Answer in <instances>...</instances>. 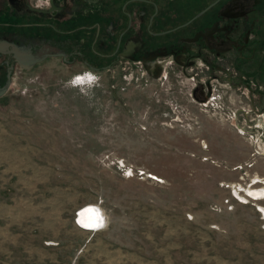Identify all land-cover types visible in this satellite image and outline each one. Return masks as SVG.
<instances>
[{
    "label": "rangeland",
    "instance_id": "374dc122",
    "mask_svg": "<svg viewBox=\"0 0 264 264\" xmlns=\"http://www.w3.org/2000/svg\"><path fill=\"white\" fill-rule=\"evenodd\" d=\"M178 60L12 71L0 195L18 207L19 264H264V201L244 195L264 187V90L241 83L235 50ZM86 73L97 79L72 83ZM88 205L95 231L75 223Z\"/></svg>",
    "mask_w": 264,
    "mask_h": 264
},
{
    "label": "flooded vegetation",
    "instance_id": "af4514ba",
    "mask_svg": "<svg viewBox=\"0 0 264 264\" xmlns=\"http://www.w3.org/2000/svg\"><path fill=\"white\" fill-rule=\"evenodd\" d=\"M195 1L164 9L157 0H0V40L25 46L40 63L55 58L92 71L120 59L152 65L162 55L208 65L232 49L243 64L236 68L241 83L263 91L264 0ZM169 17L175 20L164 27ZM233 32L235 42L228 38ZM131 43L133 59L121 57ZM15 68L22 69L12 55L0 54L1 86ZM217 69L229 74L228 84L236 79L234 70Z\"/></svg>",
    "mask_w": 264,
    "mask_h": 264
},
{
    "label": "crops",
    "instance_id": "0c3cea01",
    "mask_svg": "<svg viewBox=\"0 0 264 264\" xmlns=\"http://www.w3.org/2000/svg\"><path fill=\"white\" fill-rule=\"evenodd\" d=\"M17 212L18 207L4 204L0 195V264H19L20 261Z\"/></svg>",
    "mask_w": 264,
    "mask_h": 264
},
{
    "label": "water",
    "instance_id": "95a60500",
    "mask_svg": "<svg viewBox=\"0 0 264 264\" xmlns=\"http://www.w3.org/2000/svg\"><path fill=\"white\" fill-rule=\"evenodd\" d=\"M217 1H219V0H217ZM204 11H202L200 13V15ZM132 45L133 44L131 43L126 47V49L120 54L121 57L131 59V60L133 59V57L131 55ZM0 54L1 55H5V54L12 55L14 62L17 65H19L23 70H29L35 64H38L41 62V60L34 58L25 46H23V45L17 46L13 43L6 41V40H0ZM153 59L154 58H151L148 60L151 61ZM146 65H149V63L147 62ZM10 82H11V76H10V73H8L7 74V80H6L5 84L3 86L0 85V97H3L6 94V92L8 91V89L10 87Z\"/></svg>",
    "mask_w": 264,
    "mask_h": 264
},
{
    "label": "bare ground",
    "instance_id": "6f19581e",
    "mask_svg": "<svg viewBox=\"0 0 264 264\" xmlns=\"http://www.w3.org/2000/svg\"><path fill=\"white\" fill-rule=\"evenodd\" d=\"M202 145L204 147L205 143L202 144ZM262 181H263L262 184L264 186V179ZM257 182H261V181L257 180ZM244 195L248 199L253 200V201H264V187L260 188V189H248L246 191V194H244ZM260 210L264 214V209L261 208ZM97 213L99 214V217L102 220V216H101L100 210L97 207L91 206V205L83 207L82 209L79 210V212L76 215V221H75L76 225L78 227H80V228H82L84 230H88V231L97 230L100 226L99 227H95V228H85L80 223H78V221H81V220H83L85 223H91L94 220V218H95Z\"/></svg>",
    "mask_w": 264,
    "mask_h": 264
},
{
    "label": "clouds",
    "instance_id": "9594fccd",
    "mask_svg": "<svg viewBox=\"0 0 264 264\" xmlns=\"http://www.w3.org/2000/svg\"><path fill=\"white\" fill-rule=\"evenodd\" d=\"M97 79V77H95L94 75H92L91 73H86L84 75L81 76H77L74 78V80L72 81L73 84L79 85V84H84V83H89L91 84L92 82H94ZM80 81V82H78Z\"/></svg>",
    "mask_w": 264,
    "mask_h": 264
},
{
    "label": "snow or ice",
    "instance_id": "6c2138e0",
    "mask_svg": "<svg viewBox=\"0 0 264 264\" xmlns=\"http://www.w3.org/2000/svg\"><path fill=\"white\" fill-rule=\"evenodd\" d=\"M78 82H80V81H78ZM130 174L131 173H129V175ZM78 223H80L85 228H95V227H99L102 225V220L100 219L99 214L97 213L94 220L91 223H85L83 220L78 221Z\"/></svg>",
    "mask_w": 264,
    "mask_h": 264
},
{
    "label": "trees",
    "instance_id": "16d2710c",
    "mask_svg": "<svg viewBox=\"0 0 264 264\" xmlns=\"http://www.w3.org/2000/svg\"><path fill=\"white\" fill-rule=\"evenodd\" d=\"M171 19H172L171 17H169V18L167 19V20H168V23L171 22ZM90 59H91V58H89V57H85V58H84V60H90Z\"/></svg>",
    "mask_w": 264,
    "mask_h": 264
},
{
    "label": "built area",
    "instance_id": "2783aa9c",
    "mask_svg": "<svg viewBox=\"0 0 264 264\" xmlns=\"http://www.w3.org/2000/svg\"><path fill=\"white\" fill-rule=\"evenodd\" d=\"M101 226H102V225H101ZM101 226H100V227H101Z\"/></svg>",
    "mask_w": 264,
    "mask_h": 264
}]
</instances>
